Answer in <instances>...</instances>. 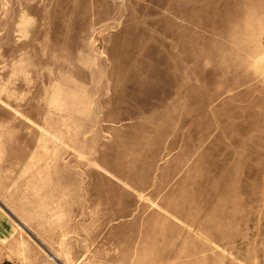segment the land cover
Returning <instances> with one entry per match:
<instances>
[{"label":"rangeland","instance_id":"1","mask_svg":"<svg viewBox=\"0 0 264 264\" xmlns=\"http://www.w3.org/2000/svg\"><path fill=\"white\" fill-rule=\"evenodd\" d=\"M5 259L264 264V0H0Z\"/></svg>","mask_w":264,"mask_h":264},{"label":"crops","instance_id":"2","mask_svg":"<svg viewBox=\"0 0 264 264\" xmlns=\"http://www.w3.org/2000/svg\"><path fill=\"white\" fill-rule=\"evenodd\" d=\"M52 259H56L57 257L56 256H51ZM0 264H17L16 262H14V260L12 259H5V260H2L0 261Z\"/></svg>","mask_w":264,"mask_h":264}]
</instances>
